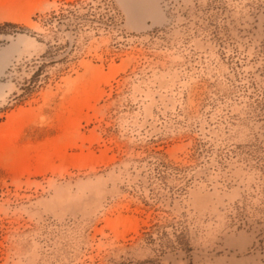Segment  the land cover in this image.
<instances>
[{
  "label": "rangeland",
  "instance_id": "1",
  "mask_svg": "<svg viewBox=\"0 0 264 264\" xmlns=\"http://www.w3.org/2000/svg\"><path fill=\"white\" fill-rule=\"evenodd\" d=\"M0 264H264V0H0Z\"/></svg>",
  "mask_w": 264,
  "mask_h": 264
}]
</instances>
